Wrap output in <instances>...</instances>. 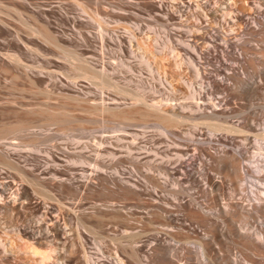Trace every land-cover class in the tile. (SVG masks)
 I'll return each instance as SVG.
<instances>
[{"label":"rangeland","instance_id":"rangeland-1","mask_svg":"<svg viewBox=\"0 0 264 264\" xmlns=\"http://www.w3.org/2000/svg\"><path fill=\"white\" fill-rule=\"evenodd\" d=\"M156 1L0 0V264H44L40 254L32 251L34 244L45 250L55 248L56 254L64 250V264H87L85 253L99 264H114L103 261L102 253L97 250L93 237L98 232L91 233L85 249L78 243L74 245L79 237L71 225H76L79 215L103 233V255L120 253L126 259L122 264L145 262L130 255L128 258L122 247L113 244L119 238L112 240L109 232L115 237L120 234L119 240L128 244L132 239H126L139 222H144L149 230L155 226L166 229L165 238L172 246L195 249V244L188 240H195L196 235L181 226L169 225L157 214H144L143 220H139L142 217L137 212L144 204L134 194L135 197L108 194L109 189L94 185L98 180L97 168L108 173L115 172L119 165L129 168L133 165L130 160L122 165L118 163L121 155L129 149L136 153L140 144L151 148L152 142L158 144L160 139H165L156 128L135 137L131 129L125 134L117 126L123 119V111L137 114L136 107L126 105L133 99L131 91L139 86L159 84L156 73L159 64L164 65L160 70L168 71L169 80L178 87L179 94L183 93L179 95L182 100H186L189 90L187 81L192 79L201 86V76L193 68L177 65L173 55L161 51L171 21L167 13L169 6L156 8L153 5ZM183 14V19L197 20L194 15ZM137 25L141 26L140 31ZM105 29L113 35H107ZM128 30L146 39L147 45L135 44V51L131 52L128 43L115 35ZM100 32L105 35L104 41L99 37ZM252 41L260 46L261 41ZM244 70L250 86L264 92L260 87L262 76ZM111 80L125 90L110 85ZM244 87L248 88V84H243L241 89ZM220 95L218 91L214 94ZM253 102L254 107H249V111L264 109L259 100ZM200 121L195 117L181 120L168 141L182 145ZM257 149L258 144L252 143L251 150ZM96 155L106 161L104 165L92 160ZM122 171L126 176L130 174L129 169ZM153 171L169 183L168 189L159 188L165 191H161L160 200L169 201V206L179 209V204L190 197L186 183L174 182L159 169ZM175 188L180 190L179 195L172 192ZM14 197L16 200L12 202ZM112 204L130 215L133 229L124 227L128 223L115 215L122 213L115 209L107 210L109 214L103 226L98 224L101 219L92 212ZM52 206L55 211H51ZM179 210L178 213H185ZM50 215L68 225L64 236L51 234L35 240L17 229L24 225L39 229L45 220L52 225ZM125 233L130 235L123 236ZM129 246L128 249L135 247ZM4 247L10 252H5Z\"/></svg>","mask_w":264,"mask_h":264},{"label":"bare ground","instance_id":"bare-ground-1","mask_svg":"<svg viewBox=\"0 0 264 264\" xmlns=\"http://www.w3.org/2000/svg\"><path fill=\"white\" fill-rule=\"evenodd\" d=\"M244 1L249 4L243 0H173L172 4L158 0L153 4L156 8L169 6L167 13L171 25L161 51L173 55L177 65L187 64L193 68L201 76V86L192 79L187 81L189 90L186 100H182L179 95L183 93L179 94L178 87L169 80L168 71L160 70L164 65L159 64L156 68L159 84L139 86L132 90L133 99L126 105L136 107L137 114L123 111V119L117 126L125 134L132 130L135 137L156 128L165 139H160L158 144L152 142L151 148L140 144V150L136 153L129 149L125 155H121L118 163L122 165L130 160L128 162L133 165L129 168L119 165L113 173L101 172L97 168L98 180L94 181V185L109 189L108 194H134L144 204L141 203L143 206L140 207L143 208L137 212L141 215L137 216L142 217L139 220H143L145 215L157 214L169 225L181 226L195 234L196 239L188 240L195 244V249L175 247L167 243L166 229L155 226L149 230V226L139 222V225L134 226L135 230L131 231L132 237L126 239H132L128 244L135 246L130 249L131 246L124 243L125 240H119L120 234L115 237L109 232L112 240L119 238L111 243L117 248L122 247L128 258L130 255L138 261L144 260L145 264H264V109L248 110L256 100L264 106V92L259 87L252 88L249 78L242 71L245 69L254 76L261 75L263 82L260 87L264 88V0ZM184 12L194 15L197 20L183 19ZM135 27L141 30L140 25ZM107 35L113 33L107 31ZM115 35L128 43L127 48L131 52L135 51V44L138 47L147 45L146 39L132 30ZM99 37L101 41L105 40L101 32ZM253 39L261 41L260 46H257L259 43H252ZM167 58L163 56V59ZM243 84H248V88L241 89ZM110 85L125 90L116 81L111 80ZM216 91L221 95L214 96ZM188 117L201 120L195 123L188 140L182 145L169 142L168 137L177 131L178 122ZM252 143L258 144L256 151L251 150ZM93 159L100 165L105 164L101 155ZM122 169H129L130 174L124 175ZM155 169L174 182L186 183L190 197L179 204L185 213H178L180 208L175 210L167 204L169 201L160 200L161 191H164L162 189H168L169 183L168 179L163 180L154 173ZM179 191L176 188L172 190L174 194ZM109 209L122 212L115 215L128 223L124 225L125 228L131 227L130 215L113 204L92 212V215L101 219L98 223L100 226H103ZM47 210L49 214L51 209ZM57 218L51 216L52 225L45 223L48 220L42 221L43 225L39 229L32 225L17 229L35 240H42L51 234L59 238L66 234L68 225ZM77 218L76 225H71L79 237L74 245L78 243L85 249L91 241V233L98 232L93 242L102 253L103 261L122 264L124 257L120 253L115 256L103 255V233L82 216ZM124 235L127 237L130 234ZM31 249L40 254L44 264L65 263L64 250L56 254L55 248L45 250L36 244ZM4 251L10 252V249L4 247ZM84 257L87 264H99L86 253Z\"/></svg>","mask_w":264,"mask_h":264}]
</instances>
